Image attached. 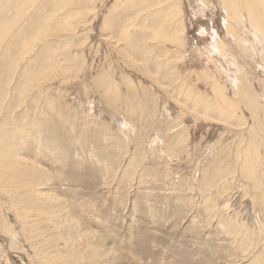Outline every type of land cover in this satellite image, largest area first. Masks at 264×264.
<instances>
[{"label": "rangeland", "instance_id": "374dc122", "mask_svg": "<svg viewBox=\"0 0 264 264\" xmlns=\"http://www.w3.org/2000/svg\"><path fill=\"white\" fill-rule=\"evenodd\" d=\"M91 1H88L90 4V6L88 5V16L84 12V15L78 13V16H76L75 14L78 11L87 10V5L80 2L81 5L79 6V2L75 1L71 4L72 6H67L63 5L60 0H36L34 6L28 10L26 20L23 18L17 24H14L13 29L22 32L13 41H10L11 37L5 40H9L13 42V45H16L12 46V49H18L25 36L34 35L44 29L45 32L43 33L47 36H42L33 46L32 52L30 51L25 56V59L31 60L21 59L20 65L22 67H29L30 65L39 67L41 64L44 65L45 59H50L53 56H58L55 57L59 60L58 62L67 57H75V64L77 63L75 67L71 68L73 71L64 73L59 70V67V73H55L54 76H51L52 78L42 77L44 81L39 85V89L28 94L26 104L18 107L15 111L17 117L15 115L12 117L17 126H26L27 122L32 121L35 125H38L37 128L40 132H36L32 127L33 125L25 127L28 129L27 132H24L26 139L22 135L24 139L22 138L23 143L18 146V152L23 156L40 161L46 169L47 176H51L48 185L49 190L54 194L56 193L55 195L62 201V207L56 209V217L60 222L55 230L62 233L63 238L68 239L67 242L71 245V248L75 246V248H80L81 243H88L100 253L94 262L91 254L89 255L86 252L84 260H80L79 263L75 264H264V208L261 206V201H264V179L262 178L258 189L250 190L245 186L243 187L242 182L244 179L239 175L241 172L239 171L240 161L238 160L239 163H236L238 167H236L237 170L234 173L235 177L233 176V180L229 179L226 188L228 190L225 192L220 189L222 182L212 187L211 191L198 186L200 184L198 180L202 182V173L205 174L211 171L217 161L221 159V157L216 159V157H219L216 155H222V151L230 150L232 149L231 146L238 145V139L241 140L239 136L247 127V124L244 127L239 125V128L238 126L234 127L232 122L230 124L223 123L218 119H214L216 121L207 119V121L196 118L195 120L186 111L179 112L180 104L190 100L187 99L185 94L186 87L182 84L183 78L186 80L194 78L193 80H195L199 89H208L204 86L206 83L203 79H200L203 74L200 78L197 75L199 70H201L199 72L206 71L210 75H217L221 85L225 86L231 97L238 100L244 108L241 98L230 91V82L235 76L234 66L226 64L227 62L222 57L219 61L216 59L217 56L213 50L217 42L222 44L225 41L233 43L234 48L240 52L241 57L239 58H242L241 61L244 66L246 65L245 69L253 73H249V75L255 79L256 84H259H257L258 91L262 93H264L263 62L257 63L251 61L250 58H245L246 54H243V51L235 46V42L230 38V35L228 36L224 27V11L218 8L220 5L217 3L215 5L211 4L215 0H209V2L208 0H179L182 1L180 3L187 30L186 38L188 40L185 48L187 50L185 51L184 60L175 64V68L172 69L173 72L171 69H164L162 73H157L159 80L157 85L151 79L155 75L153 67L156 65H148L144 61L143 64L142 60L137 58H135L136 61H131L128 55L129 47L124 45L122 41H117L114 32L116 30L108 29L103 22L105 15H110L112 11L111 13L114 14L111 15L115 18L114 22H117L114 26L112 25V28H117L125 16H131L137 6L134 3H141L142 0ZM91 7H94V10ZM68 9L73 11L68 13ZM75 10H77L76 13ZM94 11L96 12L94 13ZM30 15L33 17H30ZM75 16L81 18L78 19ZM143 17L138 18L137 25ZM83 19H86V21ZM46 20H53L52 24L49 25L51 28L39 30L40 25ZM62 20H69V23L73 21V26L70 28L62 27L60 25ZM52 28L54 29L51 31ZM48 33H50V36ZM142 35L138 36L140 42L142 41ZM43 37L45 38L43 39ZM166 45L170 46V49L174 47L169 43H165ZM92 48H94L93 51ZM228 48L232 50L231 47L228 46ZM65 49L66 52H64ZM151 49V55L160 51L164 53L160 49L154 48L156 51L153 50V47ZM42 51L44 52L41 55ZM1 59L0 57V61ZM165 59L161 60L160 64H164ZM250 61V65L253 66L249 65ZM60 64L63 66L70 65L69 62L65 61H61ZM93 67H96V69ZM109 68L113 71L115 78L113 81L114 83L117 82L118 90L110 91L107 94L104 92V87H101V91L100 81L102 80L99 77L106 73ZM146 71L153 72V74L149 76ZM70 77L71 79H69ZM179 78H181V82ZM14 79L17 80L18 76H15ZM208 81L210 80L208 79ZM180 84L182 85L180 86ZM154 85L156 86L154 87ZM146 87L152 88L147 90ZM16 90H20V87L15 89L11 95L16 94ZM148 91L150 93H145ZM14 94L13 96H15ZM115 94L116 97L118 96L117 98ZM142 94L144 95L143 101ZM169 94H172V98ZM39 95L43 96H41V102L37 105L32 104V98ZM127 96L129 97L127 98ZM138 96H140V99ZM61 97L63 98L61 99ZM130 97L132 99H129ZM46 99L49 103L52 101L54 106L51 104L52 107L47 106V103L44 102ZM56 101L58 104H56ZM146 101H150L147 104V110L143 108V103H146ZM130 104L132 105L130 106ZM23 109L24 111H22ZM26 109L31 111V115ZM142 109L146 111L140 113ZM77 110L79 113L81 112L80 115ZM135 110H138V112L135 113ZM25 112L28 113L27 116H30H28V119L24 117ZM56 112L60 113L57 114ZM244 113L248 123L251 124L250 113L245 108ZM65 114L70 118L72 117V119L65 118ZM63 115L64 117H62ZM47 118L49 119L47 120ZM67 119L69 120L65 122ZM99 119L101 120L98 121ZM103 123L104 125H102ZM177 124H181L183 127H187V125L190 127L191 124L189 129L192 132L195 131L193 132L194 138L191 136L186 142L188 146H185L184 151L180 150L178 155L172 158L173 161H169L168 164V160L165 161L164 154L159 151L164 147L163 141H167V137L173 134ZM73 125L76 132L73 129L71 130ZM137 125L145 129L144 133L148 142L143 145L137 144L141 140L140 136L142 134ZM103 126L112 127L113 132L102 131ZM115 134L116 137H121L125 147L116 143L118 139ZM201 134L204 136H201ZM260 135L262 158L259 157V168L264 171V135L262 133ZM206 139L209 141H203ZM244 141L246 143V140ZM244 141L243 145L241 144L242 146L238 147L240 152L245 147ZM38 142H41L40 145H38ZM224 143H227L226 146ZM229 150H227V153H229ZM206 166L208 167L206 168ZM231 176L229 177L232 178ZM14 186L11 185L12 189H15ZM12 189H10V192H12ZM251 202H254L255 205ZM25 203L26 207L36 209L34 203ZM213 203L216 204V209L206 208ZM5 204H7V207ZM0 207V264H44L46 259L49 261L45 264H74L75 256L73 255L55 262L58 259L57 256H59L57 253L60 254L63 249L58 245V241L48 242V240H45L46 234L42 228L43 226L40 223L35 226V223H38L35 221L36 218L28 217L29 222L32 219L33 223L30 222L28 224L29 230L22 234L20 233L21 222L18 223L15 220L13 211H8L10 206L7 200L3 202L0 198ZM6 214L8 215L6 216ZM33 214H36V210ZM2 223L5 224V230ZM69 229L72 234H69ZM36 249L45 253L46 255L42 254V257L44 255L46 257H40L34 252ZM108 250L110 251L108 252ZM36 256L39 257L36 258ZM51 260L52 262H50Z\"/></svg>", "mask_w": 264, "mask_h": 264}, {"label": "bare ground", "instance_id": "6f19581e", "mask_svg": "<svg viewBox=\"0 0 264 264\" xmlns=\"http://www.w3.org/2000/svg\"><path fill=\"white\" fill-rule=\"evenodd\" d=\"M35 1L36 0H0V57L2 58L1 61H0V198L3 200V202H5V200H7L8 205L10 206L9 209L7 208L8 211H13L15 213L14 214L15 215V218H16L15 220L18 221V223L21 222L20 223L21 224L20 233L23 234V233H25V232H27L29 230L28 228H30V227H28L29 226L28 224L30 222L33 223L32 222L33 220L31 219L30 222H29L28 217L29 218H31V217L33 218L34 217V218L37 219L35 221L38 222V223H35V226H38L39 223L41 224V226H43L42 228H43V230H44V232L46 234V237H47V238L45 237V240H48V242H53V241L54 242H57L58 241V245H60V248L62 247L63 250H62V252H60L61 249L58 250L60 252V254L57 253V255H59V256H57L58 259H57V261L55 260V262H59L60 259H63L64 260V258L66 256L73 255V256H75L74 257V264L75 263H79L80 260L81 261L84 260L86 252L89 255L91 254V258L95 262L96 258H98L99 254H100V253H98L99 251L97 252L95 250V248H93L92 246H90L88 243H81V245H79L80 248H75L76 246L71 248V245L68 244V242H67L68 239L63 238L62 233H59L58 230L57 231L55 230L56 229V226L59 225V222H60V221L57 220V217H56V213H57L56 212V209H60L62 207V201L59 199V197L57 195H55L56 193L54 194V193L50 192V190H49L50 188H49L48 185H49V181L51 179L50 178L51 176H49V177L47 176L46 169L43 167V165L41 164L40 161H38V160H36L34 158H28L27 156H23V154L21 155L18 152V146H19V144L23 143V139L26 137L24 132H27L28 131V129L25 128V127L32 126L33 125L32 127H34V130L36 132H40V131L37 128L38 125H35L32 120H31L32 122H30V123L27 122L26 123V126H22V125L17 126V125H15V123L13 122V118L12 117H14L16 109L18 107H20V106L22 107L23 105L26 104V102L28 100L27 97L29 96L28 94H31V92L33 90L35 91V90L39 89V85H41L42 81H44L42 77L45 76L46 78H49L51 76H54L55 73L56 74L59 73V71H58V68L59 67H60L59 70H61L64 73H66L68 71H73V69H71V68L75 67L76 64H77V63L75 64L76 60L74 61L75 57L74 58L67 57V58H64V60H60V62L61 61L69 62L70 65L69 66L68 65H64L63 66V65L60 64V62H58L59 60L56 59L58 56L57 57L55 56L56 58L53 56L50 59H47V60L45 59L44 60L45 61L44 62V65L41 64L39 67H37V66H31V65L29 67H26V66L22 67L20 65V63H19L20 60L21 59H25V56L28 53H30V51L33 49V46L37 43V41H39L42 36L46 35L45 33H43V32H45V30L43 29L44 31L43 30L42 31H38L34 35L25 36L23 38V40H22L21 46L20 47L18 46L19 47L18 49H15V48L12 49L16 45H13V42H10V41H13V39L16 38V37H18V34L20 32H22V31H19V30L16 31L15 29H13L14 24H17L20 21V19H23L24 18L26 20L27 12L30 9V7L34 6ZM60 1H61V3L63 5H67V6L68 5H71L75 1L76 2H79V6L81 5L80 2L83 3V5H87L86 6L87 7V10H82L81 12L78 11L77 14H75V15L78 16V13H79V15L80 14L82 15L83 12H84L88 16V13H87L88 10H89L88 5L90 6V4L88 3V1H90V0H60ZM180 2H182V1H179V0H142L141 3H134V5L136 4L137 6L133 10V12L131 13V16H129V17H126L125 16L123 18L122 22L121 23L119 22L120 24H118V27L117 28L116 27H113L112 28V25L114 26L115 24H117V22H114L115 21V18H113L112 15H111V14H114V13H111L112 12L111 10H110L111 11L110 12V15H107L106 14L105 15V18H104V21L102 20L104 22V25L108 29H110L112 31L116 30V31H114L116 34L115 33H113V34H115V37L117 38V41H122L124 43V45H127L129 47V51H128L129 54L128 53H126V54L129 55V59L131 61H136L135 58H137V59H141L142 61L141 60L140 61L142 63L144 61L148 65H156V66L153 67L154 70H155V72H154L155 75H153L154 78H152L153 77L152 76L151 79H153L157 85L159 83V80H158V77H157L158 76L157 73H162V71H164V69L165 70L166 69L167 70H170V69L172 70L173 68H175V64L177 62H181L182 60H184L185 51L187 50V49L185 50V48H186V41L188 40L186 38V36H187L186 35L187 30H186V26H185V23H184V19H183L184 16L182 14L183 12H182V7H181V3ZM208 2H209V0H208ZM113 3H114V1H113ZM131 3H133V2H131ZM212 3L214 5H215V3H217L218 5H220V7H218V8L219 9L221 8L224 11V15H225V17H224V27L226 29V32L228 33V36L230 35V38H232L233 41L235 42V46L236 47L238 46V48L241 51H243V54H246L245 55V58L246 57H247V59L250 58L251 61H253V62L256 61L257 63L263 62V64H264V0H215V2H211V4ZM37 5H39V4H37ZM33 8H35V7H33ZM73 8H75V7H73ZM91 8H92V10H94L93 9L94 7H91ZM109 8H110V6H109ZM152 8H156V9L153 10ZM70 9H72V7H70ZM70 9H68V13H70V12L73 11V10L70 11ZM119 9H121V8H119ZM129 9H131V8H129ZM151 9H152V11H151ZM37 10H38V8H37ZM76 11L77 10H75V13H76ZM90 12H91V10H90ZM95 12L96 11H94V13ZM144 12H146V13H144ZM89 14L91 15V13H89ZM8 15H11V16L10 17H7ZM31 15H30V17H33ZM40 15H42V14H40ZM40 15H39V17H40ZM142 16H144V17L142 18V20L140 21V23L137 25L136 22H138V18H141ZM188 17H190V16H188ZM71 18H72V16H71ZM76 18L80 19L81 17L80 18L79 17H76ZM28 19H30V18L28 17ZM72 20H73V18H72ZM84 21H86V19ZM26 22H28V21H26ZM52 22H53V20H50V21L49 20H46V21L43 22V24L41 23L42 25H40V27L38 29L40 30L42 28H48V27H50L49 25L52 24ZM22 25H23V22H22ZM60 25L62 27H65V28L66 27H69L70 28L71 26H73V21H72V23H69V20H62V22H60ZM63 25H65V26H63ZM27 26H28V24H27ZM59 28L62 29L61 27H59ZM53 29L54 28H52L50 30L52 31ZM55 30H57V29H55ZM103 32H104V29H103ZM26 33H27V31H26ZM105 33H107V32H105ZM49 34L50 33H48V35ZM140 34L141 35L143 34L141 36L142 37V39H141L142 41L141 42H140V39H138V36H140ZM102 35H103V33H102ZM106 36H107V34H106ZM9 37H11L10 41L9 40L8 41H5ZM113 37H114V35H113ZM44 38L45 37H43V39ZM107 40H109V39H107ZM45 41H47V40H45ZM165 43H169V45H173L174 47L172 46L173 48L170 49L171 47L170 46H167V45L165 46ZM232 44L230 42H228V41H225L223 44L217 42L215 44V46H214V50L213 51H214V54L216 53V56H217L216 59L218 61H219L220 57H222L227 62L226 64H231L232 66H234L233 71L235 72V76H234V78L230 82V91H232V93L234 95H238L241 98V102H242L244 108L246 110H248V112L250 113V118L252 120L251 121V124H249L248 121H247V119H246V115L244 113V108L241 106V103L238 100H234L233 97H231V95L229 94V91L227 90V88L225 86H222L221 85V83H220L219 78L217 77V75H215V76L214 75H210L206 71H205L206 72L205 73L203 71L202 72H199V71H201V70H199V71H197L199 73L197 75L200 78V76L203 74L201 76L202 78H200V79L201 80L203 79L204 83H206V85H204V86L205 87H208V89H204V90L199 89L198 88V85L195 82V80H193L194 78L191 79V80H188V79L186 80V79L183 78L182 79L183 80L182 84L186 87L185 94L187 96V99H190V100L187 101V102H185L186 104L185 103H183V104L181 103L180 104L178 102L181 105L179 112L180 113H183L184 111H186L187 113L191 114L195 120H196V118L197 119H204V120H207V119H213V120L214 119H218L221 122L223 121V123L230 124L232 122V123H234L233 124L234 127L235 126L236 127L238 126L239 128H240L239 125H241V126L244 127V125L247 124V127L242 131V134H240V136H239V137H241V140H240V138L238 139L237 138V135H236V138L238 139V143H237L238 145L235 146V147H233V146L230 145L232 149H230V150L227 149V150H229V153H227V150H226V151H222L223 153L221 152L222 155H216V156H219V157H216V159H220V157H221V159L217 161V164L214 165V167H213V169L211 171H209L208 173H205V174L202 173V175H201L202 182H199V180H198V183H200L198 186H200L202 189L205 188V190H208V191H211V188L214 187L219 182H222L220 184L221 191L225 192L226 190H228V189H226L227 188V185L229 183L228 181H230L231 179L233 180V176L235 175L234 173L237 170L236 167H238V166H236V163L238 162V160L240 161L239 171L241 172V174H239V175H241L240 177H243V179H244L243 182H242L243 187L245 186L247 189H250V190L251 189H258V187L260 186V183L262 182V178L264 179V171H262V168L261 169L259 168V157H260V159L262 158V155H261V152H260V148L262 147L261 146L262 143L260 142V140H261V135L260 134L262 133L264 135V93L258 91V87H257V84L258 83L256 84V82L254 81L255 79L252 78L249 75V73H252V72H250V70L248 71V70L245 69V66L246 65L244 66L243 62L241 61L242 58L241 59L239 58V57H241L239 55L240 52H238L234 48V46ZM108 45H110V44H108ZM108 45H106V46H108ZM228 46L231 47L232 50H230L228 48ZM96 47H98V46H96ZM152 47H153V50H154V48L163 50L165 54L164 53H161V51H160V52H158L156 54L151 55V51H152L151 48ZM94 48H92V51H93ZM118 48H120V47H118ZM43 49H45V48H43ZM51 49H53V48H51ZM156 49L154 51H156ZM15 50H17V51L14 52ZM45 51H46V49H45ZM57 51H58V49H57ZM43 52L44 51H42L41 55L43 54ZM64 52H66V49H65ZM115 52H116V50H115ZM66 54H68V53H66ZM97 58H98V56H97ZM164 58H166L164 60V64L163 63L160 64L161 63V60H163ZM26 59H28V58H26ZM261 60H263V61H261ZM244 61H246V60H244ZM251 61L249 62V65H250ZM63 64H64V62H63ZM83 64H86V63H83ZM88 66H90V65H88ZM184 66H186V65H184ZM250 66H253V65H250ZM93 68L96 69V67H93ZM192 69H194V68H192ZM196 70H198V69H196ZM140 72H139V74H140ZM172 72H173V70H172ZM183 72H184V70H183ZM15 73H17V75H15ZM90 73H91V71H90ZM121 73H123V72H121ZM147 73L149 74V76H150V74L151 75L153 74V72H150V71L149 72L146 71V74ZM184 73H186V72H184ZM224 73H226V72H224ZM78 74H80V73H78ZM15 76H18V79L17 80L14 79ZM187 76H190V75H187ZM60 77H62V76H60ZM73 77H74V75H73ZM124 77H126V76H124ZM179 77H180V75H179ZM58 78H59V75H58ZM126 78L129 79L128 77H126ZM69 79H71V77ZM99 79L102 80V81H100V84H101L100 85V88L101 87H104L103 89H104V92L105 93L109 94L110 91L113 92V91H117L118 90V84H117V82L114 83V81H113V79H115V78L113 76V71H112L111 68L107 69L106 70V73L102 74L99 77ZM131 79H133V78H131ZM180 79L181 78H179V81L181 82ZM208 79L210 81H208ZM62 80H64V79H62ZM65 81H66V78H65ZM138 81H140V80H138ZM54 82H56V81L54 80ZM57 82H58V80H57ZM143 83H144V80H143ZM177 84H178V82H177ZM182 84H180V86ZM203 84H201V85H203ZM95 85H96V83H95ZM155 86L156 85H154V87ZM19 87H20V90H18V91L16 90L17 91V92H15L16 94L13 93L15 96H13V94L11 95V93L15 89H17ZM124 87H125V85H124ZM146 88L148 90L149 88L151 89L152 87H146ZM92 90H94V89H92ZM92 90H91V92H92ZM131 90L133 91V89H131ZM101 91H102V88H101ZM92 93H94V91ZM145 93H150V92L148 91V92H145ZM171 95H170V97H171ZM41 96L42 95H39L38 97H33L32 98V100H33L32 101V104L34 103L35 105H37L38 103H40L41 102ZM92 97H93V95H92ZM115 97H116V94H115ZM128 97L129 96H127V98ZM138 97L140 99V96H138ZM62 98L63 97H61V99ZM143 98H144V95L142 97V101H143ZM129 99H132V98L130 97ZM136 100H138V99H136ZM180 101H182V100H180ZM44 102L47 103V106L50 105V104L53 105L52 104V101L49 103V101L47 99ZM168 102H169V100H168ZM148 103H150V101H146V103L145 102L143 103V108H145L146 110L148 109V105H147ZM56 104H58L57 101H56ZM61 104H59V105H61ZM112 104H113V102H112ZM179 104H178V106H179ZM51 105L49 107H52ZM63 105H65V104H63ZM131 105L132 104H130V106ZM65 106H67V105H65ZM55 107H57V106H55ZM63 108H64V106H63ZM68 108H69V106H68ZM24 109L22 111H24ZM29 110H31V109H29ZM146 110L142 109L140 111V113H142V111H146ZM160 110H161V108H160ZM85 111H86V109H85ZM27 112H30L29 115H31V111H28L27 110ZM60 112H56V113L58 114ZM77 112H78V110H77ZM133 112H134V110H133ZM136 112H138V110H135V113ZM80 113H79V115H80ZM167 113H168V110H167ZM20 114H21V110H20ZM27 114L28 113H26V115L24 117H27V119H28V116L29 115L27 116ZM35 116H36V114H35ZM179 116H180V114H179ZM15 117H17V115H15ZM62 117H64V115ZM67 117L70 118L68 115H66L65 118H67ZM96 117H97V114H96ZM96 117H94V118H96ZM152 117H154V116H152ZM36 119H34V120H36ZM48 119L49 118H47V120ZM71 119H72V117L70 118V120ZM104 119H106V118L104 117ZM44 120H46V119H44ZM68 120L69 119L65 120V122L68 121ZM100 120L101 119H99L98 121H100ZM214 121H216V120H214ZM74 125H73V128L71 126V130L73 129L75 131ZM99 125L102 126V125H104V123L102 125L101 124H99ZM137 126H139V125H137ZM233 126H232V128H233ZM111 128L112 127H110V126H103L102 127V129H103L102 131L105 130V131H111V132H113L111 130ZM189 128H191V124H190V127L188 125H187V127H183L181 124H177V125H175V129H174L173 134H171L169 136L167 135L168 136L167 139H166L167 141H163L164 147L162 149H160L159 152H162L164 154L165 161L168 160V162H167L168 164L170 163L169 161H173L172 158L173 157H176L178 155V153H179L180 150H183L184 151L185 146L187 145V143H186L187 140L191 136L194 138L193 132H195V131L192 132V131H190ZM137 129H138V127H137ZM139 130H140V132L142 134L140 136V139L141 140L138 141L137 144L138 145H143L146 142H148V139H146V135L144 133L145 132V129L143 127H140L139 126ZM115 132H116V130H115ZM231 133H233V132H231ZM22 135H24V138L22 137ZM139 135H140V133H139ZM202 135L203 134H201V136ZM116 136L117 135L115 134V137ZM199 136H200V134H199ZM116 138L118 139V142H116V143L119 146L125 147L124 142L122 141L121 137L118 136ZM137 139H139V138H137ZM196 139H197V136H196ZM244 140H246V143H245ZM203 141L207 142L209 140L206 139V140H203ZM243 141H244V144H245L244 146L245 147L242 149V152H240L239 149H238V147L243 143ZM220 142H223V141H220ZM40 143L41 142H38V145H40ZM224 144L226 146L227 143H224ZM207 145H208V143H207ZM216 146H218V145H216ZM218 153H219V151H218ZM225 153H226V158H225ZM263 159H264V157H263ZM207 167L208 166H206V168ZM206 171H207V169H206ZM229 176H231L232 178H230ZM11 185H13V186L15 185L14 186L15 189H12ZM10 189H12V192H10L11 191ZM246 193H247V191H246ZM25 202H27V203L29 202L30 204L34 203L36 205V209H35L36 210V214L35 215L33 214V212L35 210H33V208L26 207V205H25L26 203ZM251 203L254 204V202H251ZM222 204H223V202H222ZM5 205L7 207V204H5ZM210 205L211 206L206 207V208L207 209H216L217 208L215 206L216 204H214V203L213 204H210ZM261 206H263V208H264V201H261ZM214 211H216V210H214ZM253 211H255V210H253ZM31 214H33V215H31ZM7 215L8 214H6V216ZM62 216H64V215H62ZM2 225H3V229L5 230V224L2 223ZM31 228H32V226H31ZM32 231H35V230H32ZM40 231H42V230H40ZM68 231H69V234H72V231L70 229ZM22 234H21V236H23ZM63 234H64V232H63ZM85 237H88V236H85ZM58 245H57V247H59ZM109 249H110V247H109ZM110 250H108V252ZM34 252L37 253L40 257H42V254H45L42 251H38L37 249L34 250ZM72 252L73 253H76V254L74 255ZM79 252H81V253H79ZM101 254L103 255V253H101ZM114 254H115V252H114ZM38 257L36 256V258H38ZM39 260H41V259L39 258ZM47 261H49V260L46 259L44 261V264ZM50 262H52V260Z\"/></svg>", "mask_w": 264, "mask_h": 264}]
</instances>
